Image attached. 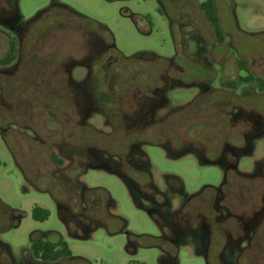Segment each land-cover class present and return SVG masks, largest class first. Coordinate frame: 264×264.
I'll use <instances>...</instances> for the list:
<instances>
[{"label":"rangeland","instance_id":"rangeland-1","mask_svg":"<svg viewBox=\"0 0 264 264\" xmlns=\"http://www.w3.org/2000/svg\"><path fill=\"white\" fill-rule=\"evenodd\" d=\"M204 1L0 0V10L17 17L0 19V59L12 37L17 42L15 59L0 62V202L24 215L0 232V264H37L29 251L33 231L55 232L45 235L55 240L61 234L90 264H264V92L245 82L222 86L223 75L246 74L236 58L264 79V0H212L221 40L199 6ZM62 4L108 32L67 16ZM156 57L178 62L167 68ZM11 122L7 141L2 128ZM222 149L219 158L251 180L232 179L226 203L233 217L218 222L204 187L224 180L226 169L213 163ZM180 182L182 193L172 190ZM89 187L108 190L115 201L109 211L126 229L108 220L88 238L68 234L71 227L81 235L77 224L89 221L77 215L66 227L54 195L72 208ZM203 190L205 198L177 218L195 232L168 228L170 215ZM142 191L163 193L166 203L150 204ZM34 206L48 218L34 220ZM148 208L158 213L161 232ZM2 220L9 221L0 205ZM202 225L213 240L208 253ZM160 235L175 259L155 244Z\"/></svg>","mask_w":264,"mask_h":264},{"label":"trees","instance_id":"trees-1","mask_svg":"<svg viewBox=\"0 0 264 264\" xmlns=\"http://www.w3.org/2000/svg\"><path fill=\"white\" fill-rule=\"evenodd\" d=\"M53 3H54V1H53ZM58 6L63 7L64 9H67V11H66L67 13H65V14H67V16H69V17L72 16V17L78 18V19L86 22L87 24H92L96 27H98V26L102 27L104 31L108 32V29L106 27L100 25L99 22L94 21V20L86 17L85 15L77 12L72 7L64 5V4L58 5ZM199 6L204 11L207 19L211 23L216 38L221 40L222 39V28H221L216 10L213 6V1L212 0H206L202 3H200ZM16 51H17V44H16V41L14 39H12L10 41L9 49H8L6 55L0 59V62L4 65L11 63L16 57ZM115 57H116V55H115ZM133 58L139 59V60H145V62H150V60L143 59L140 57H133ZM122 59H126V57L122 58ZM153 60H155V63L156 62H162L164 64L166 63L164 58L156 57ZM236 62L239 65V71L240 70L245 71L246 74L241 75L240 73H238V75H236L235 77H232L231 79H225V81H224V82H226L225 84H227L228 87H230V88H234V86L238 82L239 83H241V82L252 83V84H255L257 86L258 93H263L264 92V79L260 76L253 75L251 72L248 71V65H247L248 63H247L246 59L236 58ZM258 111H260V110H258ZM47 113L51 114L52 112L47 109ZM115 117H116V115H115ZM2 124H4V122L1 123V125ZM10 124L16 125V123L11 122L7 125H4L3 128H6V129L10 128V126H12ZM4 136H5V139L8 141V137L6 136V134H4ZM149 142L151 143V141H149ZM208 152L209 151H207V153ZM219 153H220V151H219ZM219 153H216L215 155H217V157H218ZM16 160H18V159H16ZM121 177L127 183L129 180H132L130 177H126L123 173H122ZM166 178H168L169 181H173L172 180L173 177H171L170 175L166 176ZM232 179H234V180L239 179L242 181H250L251 177L245 176L244 174L237 172V170H235L234 168L227 170L226 174H225L224 181L222 182L221 188H220L222 195H223L222 196L223 198H221L219 200L216 198V195L218 192L215 189V187H213V186H205L204 187L206 190L210 189L212 191L211 197L213 198V203H214L213 208L216 211V216L214 217V220H217L218 222H221V221L225 220L226 218H222L220 216L221 214H220L219 210H217V207L215 205L220 203L222 206L227 208L226 190H229V188L231 187L230 185H232V182H233ZM169 184H170V182H169ZM170 186H171L172 190L174 189L179 193H182V191H183V186H182L181 182L179 183L178 187H174L172 185H170ZM204 190L200 191L197 194H192L189 197H187L186 200L184 201V205L182 204V206L177 211H175L174 213H172V214L170 213L171 214L170 215L171 216V222L169 221V225L167 226L168 228H171V229L173 228L172 230L177 228L178 232H181L183 235L195 232L194 229H185L182 226H180L177 218L179 217V214H181L182 212H186V210H188V206L190 207L192 204H194L193 201H199L200 199L205 198L204 197L205 196ZM262 194L264 195V193H262ZM143 195L146 198V200H148L150 202V204L154 203L157 206H163L166 203L164 200L163 193L156 191L155 193L153 192V194H150V193L145 194L143 192ZM158 197H161V198H158ZM54 198L56 199V202L58 203L57 204L58 208L59 209H65V211H66L65 215H63L62 217L59 215L60 218L62 219V221L64 222V224L66 225V227H67V222L69 224L71 223L70 220L72 217H74V222H75V218L77 215L80 216V218L87 219L89 221L88 226H85V227L81 226L75 222L82 229L81 235L76 230L70 229L71 227H67V232L72 237L88 238L87 236H89L91 230H94L98 227H104L107 229L108 228V220H119V221H121V225H122L121 230L126 229V220L123 219L121 216L113 214L111 211H109L110 206H114L115 201L111 197L108 190L103 188V187L86 188L84 193L81 195V197H78L80 205L78 204L72 208L67 207L65 204H61L60 202H62V201H59L60 198L58 196L54 195ZM263 198H264V196H263ZM263 198H262V201L264 202ZM166 201H167V199H166ZM138 202H140V201L136 202L137 206L140 205ZM0 205L3 209V211L5 212L7 219H9V221H7V223H4L5 221H3V220L1 221L2 224L0 225V232H2L3 230H5L9 227L16 226L18 224L19 218L21 219L24 215H23V212H20L14 208L8 206L5 203L0 202ZM148 212L152 216V218H154V220L157 223V225L160 229V232H161V228L164 225L161 223L160 220H158V218H156V216H158L157 215L158 213H155V210H151L150 208H148ZM156 212H159V211H156ZM31 216L34 220L43 221V220L48 218L49 211L47 209L40 207V206H34L31 210ZM230 217H233V215H231ZM2 219H4V217ZM237 219H240V218H237ZM14 220H16V221L14 222ZM72 221H73V219H72ZM209 225H210V223H209ZM255 231H256V228H255ZM43 233L40 234L37 231H33L30 235L29 251L31 254V259L34 260L33 262H36L37 264H41V263L61 264V263H70V262H74V263L83 262L85 264H90V262L87 259H85L84 257L75 256L71 253V251L67 245V242L63 239L61 234H58V238L55 240V239L50 238L51 236H49V237L45 236L47 233L50 235H53V234H55V232L52 233L49 231V232L44 233V235H43ZM127 235L129 238L128 240L130 241L131 234L127 233ZM243 235H244V233H243ZM260 236H262V235H260ZM262 237H260L261 239H260L258 244H261L260 242L262 241ZM154 239H157L156 240L157 242H155V244L161 248L162 252L167 253L173 259L176 258V256L173 255L172 252H170L169 250H167L164 247L165 243L168 242V241H166L164 235H160L158 237H155ZM226 240L227 239H225V241ZM208 241H209V244H208L207 253L210 252V246H211V243H213L212 236L210 233L208 236ZM225 241H224V243H225ZM251 241H252V239H250L249 245L241 250L240 254H242V252L244 250L249 249ZM224 243H223V245H224ZM221 249L222 248H220V251H221ZM218 257H220L219 254H218ZM27 262H29V259H25L24 264ZM10 264H14V262L13 263L10 262ZM30 264H32V262H30ZM208 264H211V263L208 262Z\"/></svg>","mask_w":264,"mask_h":264},{"label":"flooded vegetation","instance_id":"flooded-vegetation-1","mask_svg":"<svg viewBox=\"0 0 264 264\" xmlns=\"http://www.w3.org/2000/svg\"><path fill=\"white\" fill-rule=\"evenodd\" d=\"M0 19H1V21H3V22H8V21H10V22H15V20L17 19V17H16V15H15V13L13 12L12 13V11H10V10H0ZM3 22H0V23H3ZM12 39H14L15 41H16V39L15 38H13L12 37ZM11 39V40H12ZM16 44H17V42H16ZM16 53H17V51H16ZM112 56L110 55L108 58H107V61H108V63L110 62V58H111ZM165 59V58H164ZM165 61H166V67L167 68H175V64H177V60H176V57H174V60H170V59H165ZM207 76H209V74H212L211 73V71H209V70H207L206 71V73H205ZM222 77V76H221ZM225 75H223V79H224V81H225ZM223 81V84H222V86L223 87H225V86H228L227 84H225L226 82H224ZM241 83H243V82H241ZM246 83V82H245ZM249 84H252V83H249ZM253 85V84H252ZM155 87H157V86H155ZM230 88V87H229ZM115 115H117L116 113H115ZM6 131H7V129L6 128H2V134H3V136H4V134H6ZM5 137V136H4ZM224 152V149H222L221 151H220V153L218 154V157L217 158H215L214 160H217V161H215V162H213V163H217V164H221V165H223V167H224V169H226V171L227 170H229V169H232V168H234L235 170H236V165H232V166H229V165H227V163L221 158H219L220 156H221V153H223ZM219 159V160H218ZM223 160V161H222ZM238 172V171H237ZM240 173V172H239ZM225 174H226V172H225ZM225 174H224V178H225ZM224 181V180H223ZM213 187H215V186H213ZM221 185L220 186H218V187H215V189L217 190V195H216V198L219 200V199H221V198H223L222 196V192H221ZM216 207H217V210H219V212H220V216L222 217V218H229L232 214H231V212L228 210V208H226V207H224V206H222L220 203H218L217 205H215ZM236 217L237 218H240V216H238V215H236ZM256 216H254V217H252L251 218V220L248 222L249 224H250V222L251 221H253L254 220V218H255ZM245 228V229H244ZM247 228L249 229V225H246L245 224V226H243V233L245 234V235H242V236H240L239 238H244V236H246L247 235V231L249 232V230H247ZM199 231H200V233H202V237H203V239H205V242H204V244H205V250L204 251H206L207 252V249H208V244H209V241L207 240L206 241V230H205V226H201L200 228H199ZM205 235H204V234ZM225 243H226V241H225ZM225 243H224V245H225ZM224 245L222 246V247H224ZM249 245V244H248ZM247 245V246H248ZM247 246H245V247H247ZM221 247V248H222ZM245 247H243L242 249H244ZM241 249V250H242ZM206 252H205V254H206Z\"/></svg>","mask_w":264,"mask_h":264}]
</instances>
